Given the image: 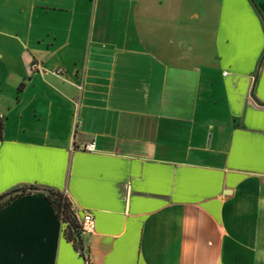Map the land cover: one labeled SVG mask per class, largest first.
Segmentation results:
<instances>
[{"label":"crops","instance_id":"1","mask_svg":"<svg viewBox=\"0 0 264 264\" xmlns=\"http://www.w3.org/2000/svg\"><path fill=\"white\" fill-rule=\"evenodd\" d=\"M0 117V197L90 264H264V0H0ZM64 224L15 199L0 264H87Z\"/></svg>","mask_w":264,"mask_h":264},{"label":"trees","instance_id":"2","mask_svg":"<svg viewBox=\"0 0 264 264\" xmlns=\"http://www.w3.org/2000/svg\"><path fill=\"white\" fill-rule=\"evenodd\" d=\"M3 124L2 120H0V137L2 135ZM45 192L47 195V199L50 201L52 208L57 212V216L61 222L68 224L66 238L69 242L74 243V247L78 252H80L81 256L86 260L87 264L89 263L88 252L83 247L82 241L80 239V235L82 234L80 225L75 216V213L72 211L71 206L67 200V198L54 190H46L40 189L37 187H32L29 189H22L15 192H12L7 195H3L0 197V211L3 210L9 203L14 201L15 199L24 196L30 195L33 192Z\"/></svg>","mask_w":264,"mask_h":264},{"label":"built area","instance_id":"3","mask_svg":"<svg viewBox=\"0 0 264 264\" xmlns=\"http://www.w3.org/2000/svg\"><path fill=\"white\" fill-rule=\"evenodd\" d=\"M33 68L38 69L39 67L34 65ZM55 73L57 75H61V74H63V71L58 69L57 71H55ZM0 120H2V117H0ZM81 149L87 150V151H94L96 149V146H95V144H89V145L82 147ZM76 218H77V216H76ZM77 220H78V223L80 225L82 233H93L95 231L96 220L91 213H85L81 219H77ZM64 225L68 226V224H66V223Z\"/></svg>","mask_w":264,"mask_h":264}]
</instances>
